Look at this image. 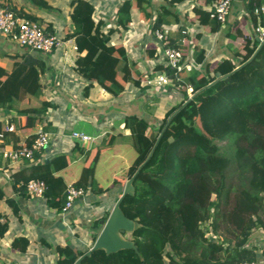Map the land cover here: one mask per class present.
I'll return each instance as SVG.
<instances>
[{
  "label": "trees",
  "instance_id": "trees-1",
  "mask_svg": "<svg viewBox=\"0 0 264 264\" xmlns=\"http://www.w3.org/2000/svg\"><path fill=\"white\" fill-rule=\"evenodd\" d=\"M171 1L174 7L175 0ZM213 1L198 0V6L189 3L191 23L199 27L194 30V37L182 35L187 18L171 11L173 8L168 5L163 10L153 7L150 0H118L114 10L116 24L125 32L135 20L133 27L139 39L148 25L153 36L155 30L169 29L170 46L185 55L190 53V60L197 67L190 73L172 69L158 45L151 44L140 54L129 51L122 43L113 44L101 30L104 20L94 18L93 1H72L75 30L67 38L75 39L78 52H90L77 59L74 69L78 77L89 82L85 89L102 88L114 98L128 96L130 101L139 91L141 95L147 89H155L159 92L153 101L161 103L163 97L167 98L158 120L154 121L152 113L150 118L149 114L124 116V126L131 135L125 137L119 151L122 158L111 162L104 172L113 185L122 187L138 171L133 182L135 194L125 196L121 202L125 216L140 223L137 230L126 234L138 254L133 249L109 255L95 250L81 264L264 263V44L260 46L253 34L258 25L255 9L264 0H246L253 32L229 30L226 51L214 59L207 56L212 39H206L201 31L209 27L211 33H216L222 28L223 24L209 18L207 7ZM4 5L16 16H23L10 6L9 0H4ZM25 18L37 22L30 15ZM261 24L264 26L263 19ZM189 37L193 42L183 44V38ZM4 54L0 48V57ZM239 56L242 62L234 60ZM20 57L10 74L0 67V111L23 114L21 102L28 97L40 104L36 114H42L51 103L41 77L52 69L51 65L37 57L36 52ZM161 74L170 79L169 85L156 88L148 84ZM51 124L44 123L43 131L54 132ZM140 134L149 140L148 144L141 143ZM45 166V170L40 168L27 177L12 178V186L18 194L29 197L28 182L44 181L51 200L48 203L56 200L63 213L67 185L57 200L59 194L51 192L59 181L48 175L49 168ZM74 185L87 190L85 181ZM120 195L121 192L115 202ZM108 216L109 212L93 225L100 228L99 222ZM7 229L8 222L3 219L0 237ZM255 232L261 234L260 246L254 241L249 245ZM96 239L97 234L91 238V247ZM21 240L26 246L29 244L26 239ZM56 250V264H74L88 251H75L70 246H58Z\"/></svg>",
  "mask_w": 264,
  "mask_h": 264
},
{
  "label": "crops",
  "instance_id": "crops-1",
  "mask_svg": "<svg viewBox=\"0 0 264 264\" xmlns=\"http://www.w3.org/2000/svg\"><path fill=\"white\" fill-rule=\"evenodd\" d=\"M72 1L74 0H9L10 6L23 15V18L26 15L34 17L46 33L61 37L69 43L64 49L51 55L36 53L37 57L44 59L52 68L41 77L47 87L46 98L51 103L47 111L36 114L40 104L28 97L21 102L23 114L0 111V131L4 132L9 148L29 144L44 123L52 122V129H55L49 133V146L36 160L17 164L0 160V222L3 219L8 222L6 233L0 237V264H56L58 246H70L75 251L91 248L92 236L97 234L98 237L103 228H96L93 223L107 212L110 214L116 197L124 189V185H113L104 177L109 164L122 158L119 151L125 137L131 135V130L124 126V116H144L142 101L149 89L141 95L139 91L132 101L128 96L114 98L102 88L85 89L89 82L75 74L77 59L90 52H78L75 39L67 38L75 30L71 21ZM92 1L96 10L94 18L104 20L101 30L109 37L110 42L122 43L129 47V51L137 50L140 54L149 46H159L149 25L143 30L144 36L141 39L137 37V31L133 27L136 25L134 19L127 32L117 26L114 10L118 0ZM150 1L153 7L157 5L165 9L168 5L166 0ZM243 1L233 3L227 22L219 32L211 33L209 27L201 30L206 39H212L213 42L207 53L209 58L214 59L226 51L229 30H241L243 34L253 32L252 21ZM0 2L4 3V0ZM189 3L194 4L193 0H185L180 4L175 3L174 7L168 6L181 16L185 14L186 30L194 37V30L199 27L191 23L192 7L188 6ZM0 48L5 53L0 57V67L7 74L12 72L14 62L19 61L20 56L26 52L34 53L2 36ZM236 59L242 62V57H235L234 60ZM131 92L134 93V89ZM29 117L33 120H29ZM8 126H13V131H7ZM73 131L84 133L93 140L88 143L75 141L70 137ZM106 139L108 141L105 143ZM44 165L49 168L48 175L59 181V184H54L56 189L51 192L59 194L57 200L61 198L60 192H63L66 185L81 181L87 184L85 197L76 201L66 214L59 211L56 200L48 203L49 195L44 198L23 197L12 186V178L27 177L40 168L45 170ZM92 166H95L94 171L90 170ZM21 239H26L29 244L26 246Z\"/></svg>",
  "mask_w": 264,
  "mask_h": 264
},
{
  "label": "built area",
  "instance_id": "built-area-1",
  "mask_svg": "<svg viewBox=\"0 0 264 264\" xmlns=\"http://www.w3.org/2000/svg\"><path fill=\"white\" fill-rule=\"evenodd\" d=\"M237 0H215L207 9L210 10L209 18L215 19L221 24H225L230 14L233 3ZM243 1V0H242ZM195 5H199L198 0H193ZM247 3L246 0L243 1ZM255 15L258 19V25L254 30L255 38L262 44L264 42V4L255 9ZM190 33L186 30L182 32L183 36L188 37ZM0 36L17 43L19 46L28 49L30 52L51 55L58 50L64 49L69 41L51 35L45 32L44 28L37 22L30 21L26 18L16 16L9 10L4 3L0 2ZM154 38L159 44V48L169 66L176 72L185 71L190 73L197 69L196 65L191 62L190 53L187 55L178 48L170 46L171 31L169 29H158L154 32ZM183 44H191L192 38H183ZM153 87L166 86L170 84V79L165 75H157L154 80L148 81ZM189 91H191L189 89ZM13 126H8L7 131H13ZM75 141L88 143L93 139L81 132L73 131L70 135ZM50 144V134L39 129L30 144H22L15 147H8L5 134L0 131V160L10 164H17L22 161L36 160ZM27 193L34 198L47 197V185L44 181L32 179L27 184ZM86 191L82 187H76L74 184H68L65 191V205L62 212L66 214L73 208L76 201L85 197ZM242 264H258L256 262H244Z\"/></svg>",
  "mask_w": 264,
  "mask_h": 264
},
{
  "label": "water",
  "instance_id": "water-1",
  "mask_svg": "<svg viewBox=\"0 0 264 264\" xmlns=\"http://www.w3.org/2000/svg\"><path fill=\"white\" fill-rule=\"evenodd\" d=\"M262 45L263 43L260 46ZM243 66L244 64L238 66L234 71L239 70ZM230 74L220 78V80L227 78ZM215 82L216 81L210 83L208 87L213 85ZM160 137L161 135L159 136L153 150L155 149ZM153 150L151 151L150 155L153 153ZM137 173L138 171L129 180L126 181L123 192L114 204L108 218L99 222L100 225L103 226V228L93 246L80 258H78L74 264H81V261L86 256H90L95 250H103L107 255H109L117 253L121 250L133 249L138 254L137 247L135 246L133 241L127 239L126 234H131L135 230H137L140 227V223L126 217L121 209V202L124 197L127 195L133 196L135 194V187L133 182L136 178Z\"/></svg>",
  "mask_w": 264,
  "mask_h": 264
},
{
  "label": "rangeland",
  "instance_id": "rangeland-1",
  "mask_svg": "<svg viewBox=\"0 0 264 264\" xmlns=\"http://www.w3.org/2000/svg\"><path fill=\"white\" fill-rule=\"evenodd\" d=\"M166 1H168V5L169 6H171L173 3H172V1L171 0H166ZM174 3H176V4H180V3H182V1H179V2H177V0H175V1H173ZM164 10V9H163ZM263 44H264V42H263ZM220 58L222 57L221 56V54H219L218 55ZM217 56V57H218ZM227 60V59H226ZM225 65L228 67V62H226L225 63ZM240 66V65H239ZM160 87H162V86H158V87H156V88H160ZM162 90V89H161ZM160 90V91H161ZM158 92L159 91H157V90H155V89H152V90H150V91H148V93L146 92V98H147V100H146V98L144 97V100L143 101H145L146 102V104H145V102H142V108H143V110H144V116H145V114L147 115V114H149L148 116H149V118H150V115H151V113H152V115H153V117H154V121H155V118L157 119V118H161V116L160 115H162L163 114V112H164V110H165V107L163 106V104H164V102H166L165 100L167 99L166 97H163V99L162 100H160V101H162L161 103H157L156 101H153V99H154V97L155 96H158ZM189 93H190V91H188ZM149 95V96H148ZM151 95V96H150ZM159 101V102H160ZM160 112H161V114H160ZM157 116V117H156ZM158 120V119H157ZM155 125H156V123H155ZM156 127H157V125H156ZM138 132H141V125L139 126V129H138ZM140 141H141V143H143V145L144 144H148V142H149V140L148 139H146V138H144L141 134H140ZM143 141V142H142ZM261 237V234L259 233V232H255V234L253 235V239H252V242L251 243H249V245L251 246V245H253V241H254V243L258 246H260V238ZM263 262V261H262ZM262 262H259V264H264V263H262Z\"/></svg>",
  "mask_w": 264,
  "mask_h": 264
}]
</instances>
